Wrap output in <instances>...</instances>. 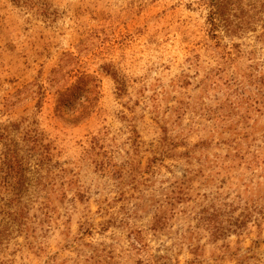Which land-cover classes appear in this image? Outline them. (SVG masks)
I'll list each match as a JSON object with an SVG mask.
<instances>
[{
    "label": "rangeland",
    "instance_id": "rangeland-1",
    "mask_svg": "<svg viewBox=\"0 0 264 264\" xmlns=\"http://www.w3.org/2000/svg\"><path fill=\"white\" fill-rule=\"evenodd\" d=\"M209 9L0 0V158L4 130L51 149L21 222L0 187V264H264V14L229 33Z\"/></svg>",
    "mask_w": 264,
    "mask_h": 264
},
{
    "label": "trees",
    "instance_id": "trees-1",
    "mask_svg": "<svg viewBox=\"0 0 264 264\" xmlns=\"http://www.w3.org/2000/svg\"><path fill=\"white\" fill-rule=\"evenodd\" d=\"M208 7L212 31L221 23L226 32L236 33L242 29L241 25L258 21L264 14V0H208ZM262 28L264 30V26ZM261 37H264V31ZM94 83L95 79L83 76L77 85L61 92L56 105L59 114L72 122L86 118L98 94ZM1 138L3 152L0 158V187L8 186L10 192L6 214L13 222H21L26 211L24 199H28L27 191L32 182L29 174L32 169V172H38L41 163L49 159L50 143H45L43 134L37 128L25 132L20 140L8 130H4Z\"/></svg>",
    "mask_w": 264,
    "mask_h": 264
}]
</instances>
